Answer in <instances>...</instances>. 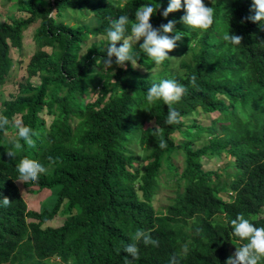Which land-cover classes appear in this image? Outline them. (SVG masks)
Masks as SVG:
<instances>
[{"label": "trees", "instance_id": "obj_1", "mask_svg": "<svg viewBox=\"0 0 264 264\" xmlns=\"http://www.w3.org/2000/svg\"><path fill=\"white\" fill-rule=\"evenodd\" d=\"M44 1L16 0L25 15L0 21L1 86L12 65L9 48H19L22 30L38 20L27 77L0 101V114L10 121L0 130V200L11 203L0 204V264H124L131 260L124 248L138 229L150 231L159 246L140 242L136 264H169L174 254L180 264H225L230 249L247 243L233 235L232 219L243 214L264 227V22L246 19L254 15L252 0H204L215 13L206 30L180 22L183 6L163 17L170 0ZM147 4L157 8L154 28L175 20V31L183 33L168 54L175 59L155 65L141 39L133 42L136 68L118 67L113 57L105 69L106 29L128 15L130 35L137 8ZM67 8L91 13L94 25L60 19ZM229 32L243 37L241 45L223 39ZM32 75L38 83L28 81ZM163 79L187 88L172 105L182 117L178 124L165 123L162 100H146ZM39 111L50 116L47 123ZM196 112L215 114L207 124L184 122ZM17 121L39 136L34 148L24 145L10 158ZM221 154L228 156L223 164L202 168V157ZM25 156L48 169L21 186L32 196L48 192L38 210L26 209L14 183ZM160 180L173 188L162 210L154 206ZM56 214L63 215L60 224L42 226Z\"/></svg>", "mask_w": 264, "mask_h": 264}, {"label": "clouds", "instance_id": "obj_2", "mask_svg": "<svg viewBox=\"0 0 264 264\" xmlns=\"http://www.w3.org/2000/svg\"><path fill=\"white\" fill-rule=\"evenodd\" d=\"M183 6L185 15L181 17V23L193 29L206 30L214 22V9L205 5L204 0H170L168 7L163 11L162 16L167 17L170 13L177 12ZM157 8L151 4L141 5L137 8L134 16L135 19L131 23V34L125 36L127 25L129 24V16L121 15L116 20L112 21L110 27L106 29V38L109 45L106 48V56L102 58V63L105 69H109L113 64V57L115 64L118 67L124 68L127 64H131L136 68L137 60L140 55L134 53L133 42L135 44L143 40L140 44V49L152 59L155 65L162 64L165 60L175 59L170 58L169 53L172 52L177 42L181 40L183 33L175 31V20H169L166 24L160 26L159 29L154 28L151 24V18L156 13ZM250 11L254 15L247 17L253 23L264 22V0H252V8ZM56 11L49 12V16H55ZM161 32L163 35H161ZM174 33V34H173ZM223 39L232 45H241L242 36L227 33ZM120 43V47L117 44ZM264 43V41H261ZM190 84L197 87L196 76L190 78ZM187 93V88L176 82L173 79H163L158 84H153L146 93V100L149 104L155 103L157 100H162L168 105V111L165 123L168 125L178 124L182 117L172 107L173 104L178 103L182 97ZM10 123L7 116L0 114V130L5 129ZM17 139L12 141L13 149L6 154L10 158H15L18 151L23 150L24 145L28 148H34L36 141L33 137H38L39 133L34 131L31 127L23 125L22 121L16 122ZM23 141V144L21 143ZM160 148L166 147V144L161 141ZM51 160V158H49ZM18 178L20 181L38 182L42 174H45L48 169L38 160L24 157L20 159L16 165ZM0 204L7 207L11 203L7 197L0 200ZM233 230V235L246 240L240 248H236L235 253L230 256L225 264H264V227H257L244 217L243 214H238L230 221ZM133 242L125 246L124 252L131 257L129 260L124 258V264H136L139 260L140 242L143 245H151L153 247L159 246V240L152 237L150 231L138 229L134 236ZM187 252V248L184 249ZM169 264H180L179 259L174 254Z\"/></svg>", "mask_w": 264, "mask_h": 264}, {"label": "rangeland", "instance_id": "obj_3", "mask_svg": "<svg viewBox=\"0 0 264 264\" xmlns=\"http://www.w3.org/2000/svg\"><path fill=\"white\" fill-rule=\"evenodd\" d=\"M118 1V0H117ZM41 4H45L44 0H40ZM16 0H0V21H9L11 18H19L23 17L25 13L23 11H20L17 9ZM60 19H63L69 23H79V22H85L89 23L91 25H94V20L91 16V13L84 12L82 15L77 9H65L63 11V15ZM38 20L31 23L29 26H27L25 29L22 30L21 33V39H20V47H10L9 48V56L11 58L12 65L9 69V73L5 78L4 83L0 86V101L4 99L12 98L16 93L17 89L19 88V83L24 82V80L27 77L26 73V64L28 62V59L30 55L35 50V44L33 42V31L34 28L37 26ZM92 38H88L81 46V50H84L86 45L90 42ZM43 50L49 51L48 47H43ZM28 81H30L33 84L38 83V79L36 75H32L27 78ZM39 115L43 116L45 119V122L47 123L50 119V116L45 114L44 111H39ZM215 112L212 113H201L196 112L193 115H189L186 118H184V122L189 123L191 120L197 121L199 124H207L208 120L214 116ZM15 119L18 118V115L14 117ZM148 124V123H147ZM174 140L177 141L179 138L178 133H175L172 135ZM224 154H221L220 157H212L208 160H205L204 157H202V168L203 169H214L221 164L224 163L223 157ZM173 160V159H172ZM174 160L177 163V165L181 164V157L180 155L176 154L174 156ZM22 182L19 179L15 180L14 183L17 186V188L20 191V195L22 196V199L25 202L26 209H32V210H38L39 205L41 203L46 204L48 203V192L43 193V195L39 196H32L31 193H26L22 188ZM163 180H160V186L159 190L157 191L155 200H154V206L156 209L162 210L163 206H165L168 203L169 197L173 195V188L170 183H167ZM30 195V196H29ZM32 197V198H30ZM29 199H34L35 201H28ZM51 202V200H49ZM63 220L62 214H56L53 216L52 219L46 221L42 226L48 225V226H56L60 224ZM29 221L28 218H26V222ZM230 251L234 254L236 249H230Z\"/></svg>", "mask_w": 264, "mask_h": 264}]
</instances>
